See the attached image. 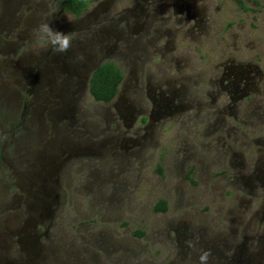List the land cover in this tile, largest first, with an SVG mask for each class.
I'll list each match as a JSON object with an SVG mask.
<instances>
[{
	"label": "rangeland",
	"instance_id": "obj_1",
	"mask_svg": "<svg viewBox=\"0 0 264 264\" xmlns=\"http://www.w3.org/2000/svg\"><path fill=\"white\" fill-rule=\"evenodd\" d=\"M149 1L132 39L128 0L88 24L61 0H0V264H264V0H192L190 21ZM42 22L71 34L66 53ZM101 55L124 74L118 108L82 89ZM230 61L256 81L222 123L211 82Z\"/></svg>",
	"mask_w": 264,
	"mask_h": 264
},
{
	"label": "flooded vegetation",
	"instance_id": "obj_2",
	"mask_svg": "<svg viewBox=\"0 0 264 264\" xmlns=\"http://www.w3.org/2000/svg\"><path fill=\"white\" fill-rule=\"evenodd\" d=\"M113 1L114 0H100L96 3L91 4L83 14L79 16L77 15L75 16L80 18L85 15V18H83L81 21L85 22L86 24L91 23L93 21L98 20L99 18H101V16L105 15L106 13H109L113 8ZM190 1L192 0H175L173 3V6L175 8L174 11L175 14L178 13L185 14V10H187L186 12L188 14V18L186 19L187 21H190V14H191L190 6L187 5V3ZM128 2L130 3L131 8L124 9V11L120 13V15L117 17V20L119 23L126 25L125 29L127 30L132 29L130 33H131V38L134 39L137 33L139 34L138 36H140L143 31L142 28L141 29L139 28L140 22L144 23V21L150 20L148 18L151 16V12H150L151 2L149 0H128ZM168 7L169 6H166L165 10H167ZM158 8L162 9L163 7L159 5ZM155 15H153V17ZM194 17H196V15ZM193 19L195 20V24L198 23L196 18ZM110 23H112L113 28L107 30V33L105 34L117 40L119 39L120 32H118L117 26H115L113 22ZM100 54H103V52H100ZM105 55L107 56L106 53H104V57ZM104 57L101 55L100 58H95V57L90 58L88 64L85 65L86 72H85L84 80L82 82V86H83L82 89L84 91L85 88L87 89L90 83V79H91L90 76H92L94 71L100 66L99 64L97 65L96 62L100 63L101 60L104 59ZM230 62L224 64L223 69L213 72V80L211 82V87L215 88V93H216L215 95L216 98L214 97V101H212V104H214V106L217 108V112H215V115H218L217 119H220V122L222 123H225L226 122L225 120L231 117L233 109H236L239 102L241 100L242 101L245 100V97L249 94L250 91L253 90L252 87L255 86V81H256V75L253 76V73H255V69L252 66L245 67L240 64H236L234 61H230ZM57 63H58L57 58L53 59L52 64H54V66H57ZM57 69L58 68L56 67L55 71H57ZM190 79L191 81H193L194 84H196L195 82H197V80H193V78ZM29 93H32V91L30 90ZM207 93H208L207 95L210 96L211 92L209 91ZM223 95L228 97L229 102H227L226 104L224 103V107L220 105L219 108L215 105V102L218 97L220 98ZM178 96H179L178 93L173 94L174 99L177 98ZM116 98H118V95ZM114 100L111 102V104L114 103ZM152 101L155 107L154 108L155 114H157L158 117H161L160 115H162L165 111H169L171 109V106L173 105L171 100L169 98L164 97L163 94H159L158 96L153 97ZM121 102H122V97H119L115 104V108L120 107ZM61 103H66V102H61ZM56 104L58 105L59 103ZM104 104H110V103H104ZM210 107L214 108L212 106ZM131 116L132 114H130L129 117ZM133 119H135V117H133ZM256 168L257 169L255 170L256 171L255 173L259 172L261 174L260 169L264 170V164L262 167L257 166ZM250 179L254 180L255 182L259 181V183L262 186L264 184V178H262V174L261 177H257V179L255 178L253 179L252 177H250ZM262 210L264 214V206ZM246 258L247 257L244 256L242 259L245 260Z\"/></svg>",
	"mask_w": 264,
	"mask_h": 264
},
{
	"label": "trees",
	"instance_id": "obj_3",
	"mask_svg": "<svg viewBox=\"0 0 264 264\" xmlns=\"http://www.w3.org/2000/svg\"><path fill=\"white\" fill-rule=\"evenodd\" d=\"M100 0H61V7L64 11L73 15L83 14L91 4ZM245 10H248L242 0H236ZM124 74L112 62L101 64L92 74L89 83V92L93 99L99 103H111L118 95L120 86L123 83ZM1 157V152H0ZM165 201H161L156 207L157 211H166Z\"/></svg>",
	"mask_w": 264,
	"mask_h": 264
},
{
	"label": "clouds",
	"instance_id": "obj_4",
	"mask_svg": "<svg viewBox=\"0 0 264 264\" xmlns=\"http://www.w3.org/2000/svg\"><path fill=\"white\" fill-rule=\"evenodd\" d=\"M36 35L41 43L50 47L57 54L66 53L71 48L73 42L71 34L55 29L47 22H42L38 25ZM185 243L187 247L195 248L193 241L188 240ZM211 256V250H201L198 264H209Z\"/></svg>",
	"mask_w": 264,
	"mask_h": 264
}]
</instances>
